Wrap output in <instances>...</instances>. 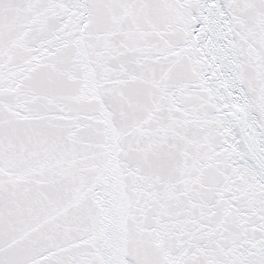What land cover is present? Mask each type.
<instances>
[{
	"label": "snow or ice",
	"instance_id": "obj_1",
	"mask_svg": "<svg viewBox=\"0 0 264 264\" xmlns=\"http://www.w3.org/2000/svg\"><path fill=\"white\" fill-rule=\"evenodd\" d=\"M0 264H264V0H0Z\"/></svg>",
	"mask_w": 264,
	"mask_h": 264
}]
</instances>
